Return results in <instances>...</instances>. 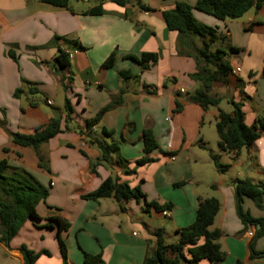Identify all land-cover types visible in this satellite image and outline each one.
<instances>
[{
	"label": "crops",
	"instance_id": "1",
	"mask_svg": "<svg viewBox=\"0 0 264 264\" xmlns=\"http://www.w3.org/2000/svg\"><path fill=\"white\" fill-rule=\"evenodd\" d=\"M180 1L192 6L197 22L216 28L220 38L211 48L227 52V80L213 82L208 91L217 105L202 108L186 98L202 87L190 77L196 62L192 54L178 52V34L162 18L163 10ZM68 2L64 8L40 0H0V158L30 172L48 190L36 205L37 217L28 218L7 245L0 242V264H24L21 245L49 253L34 264H63L57 225L45 226L50 215L69 223L60 232L68 264H83V252L100 253L105 264H142L155 247L152 232L163 227L165 241L175 242V229L195 220L198 198L209 197L219 203L209 229L220 230L218 242L226 257L219 263L197 264H264V258L250 259L248 249V232L260 225L244 227L234 193L237 179L264 184V130L235 158L220 150L215 131L219 111L231 113L232 101L242 103L246 125L264 117V0L236 19L223 20L196 9L195 0H139L149 10L139 8L136 0L125 5L104 0L97 15L85 13L97 0ZM54 36L61 38L57 45L65 51L76 47L64 39L82 46L62 68L63 80L56 72V45L50 44ZM190 41L197 47L202 43L200 37ZM9 49L15 60L6 54ZM143 52L158 54L147 69L132 59ZM111 53L112 65L102 66ZM123 70L136 78L123 80ZM121 88V101L114 103ZM176 100L183 105L179 112H174ZM108 104L111 107L88 127L86 122ZM51 118L59 121L60 131L39 148L45 164L39 166L35 151L14 144L10 134H34ZM145 128L151 129L158 147L150 154L153 161L141 165L137 159L143 155ZM110 140L119 143V151L103 160L98 142ZM210 152L228 165L225 172L217 170ZM107 177L138 186L144 199L83 198ZM179 182L183 184L176 186ZM144 201L170 203L171 209L165 215L146 210ZM241 206L253 218L264 217V198L262 211L245 196ZM255 250H264V232Z\"/></svg>",
	"mask_w": 264,
	"mask_h": 264
},
{
	"label": "trees",
	"instance_id": "2",
	"mask_svg": "<svg viewBox=\"0 0 264 264\" xmlns=\"http://www.w3.org/2000/svg\"><path fill=\"white\" fill-rule=\"evenodd\" d=\"M55 6L68 8V0H40ZM97 0V4L85 11L86 14L97 15L102 13V2ZM118 5H125L128 0H111ZM262 0H195L194 7L204 13L210 14L218 19H236L242 16L252 6L258 7ZM139 8L149 10L148 7L136 0ZM192 6L186 2H177L173 8L162 11V18L169 30L175 31L177 36L178 52L182 54H192L196 62V72L190 77L199 81L202 87L195 90L186 98L193 103L198 104L202 108L209 105H217L218 99L208 94L210 85L213 82H226L227 76L231 71L230 64L225 59L226 50L221 47L212 49V45L220 38L216 28L199 23L192 15ZM190 37H200L201 46L197 47L194 41H190ZM61 39L54 36L50 44L56 45L57 53L54 58L56 64V72L60 75L62 68L68 66L69 58L65 49L57 45V41ZM64 41L77 50H81L82 46L75 40L64 39ZM191 48V51H189ZM230 51L236 50L234 47L229 48ZM6 54L16 59V55L12 50H7ZM157 53L143 52L138 58L132 57L138 62L143 69H147L150 64L156 62ZM114 60L111 53L102 63V66L109 67ZM264 77V65L261 70ZM119 76L123 80L136 78L128 70L119 72ZM16 90L14 95H17ZM123 88L120 89L118 95L114 99V103L121 101ZM232 112L226 113L219 111L218 120L215 123L217 133V145L220 150L227 151L235 158L238 156L242 148H249L252 143L261 135L264 130V117H258L252 126L246 125L244 122V111L241 102L232 101ZM66 108L69 106L65 105ZM111 107L108 104L101 108L96 115L86 122L87 126H93L100 119L102 114ZM183 105L176 100L174 112L182 110ZM60 131L59 121L56 118L49 119L47 125L34 134H10L11 141L21 147H29L35 151L38 156L39 166H44L39 156V148L47 143L51 138L56 136ZM143 155L137 159L141 165L152 162L153 158L150 154L158 147L157 142L152 134L151 129L145 128L142 132ZM101 152V159L108 160L113 153H118L119 147L116 142L104 144L98 142ZM168 154H173L170 152ZM210 157L219 172H225L228 168L227 164H221L218 155L210 152ZM235 186V210L238 218L244 225L255 224L260 225L252 235L248 249L250 259L260 258L264 256V250H255V241L264 232V217L253 218L248 212H245L241 206L242 197L250 198L258 208H263L262 202L264 198V184L262 182L253 183L250 179H237ZM183 182L176 183L181 186ZM48 196V190L41 185L37 179L28 171L12 167L6 159L0 158V242L7 245L9 241L16 235L22 224L28 218H36V205L44 201ZM113 196L118 201L134 199L137 202L144 199V194L138 186L130 188L127 183H118L116 179L111 177L105 178L100 185L93 191L83 195L84 199L97 201L100 198ZM153 208L155 211L171 209V204L166 203L159 205L155 201H144V209ZM219 209L218 200L214 197L198 198L195 220L186 226L176 228L175 234L177 240L167 243L164 239V228H158L152 232L155 239V247L150 254H147L142 264H197L202 260L209 263H219L226 257V253L221 249L218 242L221 232L218 229L210 230L214 217ZM48 222L45 226L51 227V223L57 225V241L59 245L60 255L63 264L67 262V249L60 232L69 228V223L60 219L59 216L50 215L47 217ZM24 257V264H34L41 254H49L46 250L34 252L27 249L24 245L19 248ZM83 264H105L100 253L91 254L83 252ZM234 264H242L240 261Z\"/></svg>",
	"mask_w": 264,
	"mask_h": 264
},
{
	"label": "built area",
	"instance_id": "3",
	"mask_svg": "<svg viewBox=\"0 0 264 264\" xmlns=\"http://www.w3.org/2000/svg\"><path fill=\"white\" fill-rule=\"evenodd\" d=\"M66 53L68 54V58L71 59L73 57V55L76 53V49H73L72 51L66 50ZM236 70L238 71L239 69L237 68ZM47 103H50V101H47ZM162 214H164V215L167 214V211L166 210L162 211ZM253 234H254L253 231L248 232V236H250V237H252Z\"/></svg>",
	"mask_w": 264,
	"mask_h": 264
},
{
	"label": "rangeland",
	"instance_id": "4",
	"mask_svg": "<svg viewBox=\"0 0 264 264\" xmlns=\"http://www.w3.org/2000/svg\"><path fill=\"white\" fill-rule=\"evenodd\" d=\"M216 131V130H215ZM217 134V133H216ZM102 135V134H101ZM118 140V142L120 141V139L118 138L117 139ZM115 142H117V141H115ZM117 142V143H118ZM110 143H112L111 142V140L108 142V143H104V144H110ZM118 145H119V143H118ZM211 147H213V145H210ZM214 148V147H213ZM222 162V161H221ZM10 164H12L11 162H10ZM252 201V200H251ZM252 203L254 204V202L252 201ZM254 208L255 209H257L258 211H262L263 210V208H258L255 204H254ZM246 212V211H245ZM242 223V222H241ZM243 224V223H242ZM244 225V224H243ZM246 225H244V227H245ZM260 258H264V256L263 257H260Z\"/></svg>",
	"mask_w": 264,
	"mask_h": 264
},
{
	"label": "water",
	"instance_id": "5",
	"mask_svg": "<svg viewBox=\"0 0 264 264\" xmlns=\"http://www.w3.org/2000/svg\"><path fill=\"white\" fill-rule=\"evenodd\" d=\"M235 185H237V184H235ZM257 227H259V225H257Z\"/></svg>",
	"mask_w": 264,
	"mask_h": 264
}]
</instances>
